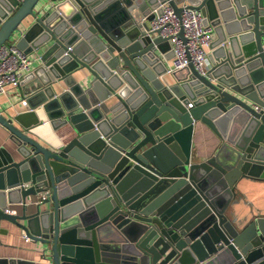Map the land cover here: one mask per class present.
<instances>
[{
  "label": "water",
  "instance_id": "95a60500",
  "mask_svg": "<svg viewBox=\"0 0 264 264\" xmlns=\"http://www.w3.org/2000/svg\"><path fill=\"white\" fill-rule=\"evenodd\" d=\"M165 1L223 33L205 73L188 61L173 83L158 68L173 56L167 37L147 32ZM13 36L40 50L19 81L40 100L0 113L19 155H0V221L49 264H264V215L237 229L224 214L239 179L264 182V0H0V44ZM82 67L87 83L71 75ZM39 106L75 134L54 149L33 139ZM193 121L223 139L203 161L191 157Z\"/></svg>",
  "mask_w": 264,
  "mask_h": 264
},
{
  "label": "crops",
  "instance_id": "0c3cea01",
  "mask_svg": "<svg viewBox=\"0 0 264 264\" xmlns=\"http://www.w3.org/2000/svg\"><path fill=\"white\" fill-rule=\"evenodd\" d=\"M212 34V40H215L223 33L221 28H218L216 31L213 30ZM14 37L10 39L14 40ZM210 50L209 53L211 52ZM165 52L168 55L166 58L161 55V65L158 68H161L162 65L167 68L171 62L172 56L169 54L168 49ZM39 55L40 50H33L27 53V56L30 58L28 71L35 69L41 64ZM71 75L77 82L81 75L86 76V83L87 79H89V72L83 67L72 71ZM179 75H182V73H179ZM162 78L166 83L175 82V75L167 70L162 75ZM30 81L24 84L19 82L15 86H7L6 93L0 94L1 114L8 117L15 113L27 112L29 104L28 102L25 103V101L24 103L22 102L23 96H25V99L29 97L28 101L30 104H36L40 100V96L31 95V92L25 93ZM66 87L61 78L51 83V88L55 93L61 92ZM106 102L110 104L111 99H107ZM34 110L40 123L30 129L28 134L44 147L54 149L75 134L73 127L69 123L54 126L56 122L52 123L40 106ZM36 116L34 117L36 118ZM28 118H32V116L29 115ZM193 122L191 157L194 161H203L217 151L223 139H220L205 123L199 121ZM15 147L16 144L10 138V133L0 124V155L12 153L14 154V159L19 158ZM235 191L236 196L229 201L225 207L224 214L237 229H241L252 219L259 215H264V182L258 179L241 178L236 184ZM31 198L36 199V197ZM15 206L19 207L18 205ZM0 227L5 229L4 233H0V258L18 259L27 264H49V260L46 257L47 253H45V257L43 255L42 244L29 238L26 239L24 232L19 227L6 220L0 221Z\"/></svg>",
  "mask_w": 264,
  "mask_h": 264
},
{
  "label": "built area",
  "instance_id": "2783aa9c",
  "mask_svg": "<svg viewBox=\"0 0 264 264\" xmlns=\"http://www.w3.org/2000/svg\"><path fill=\"white\" fill-rule=\"evenodd\" d=\"M180 6L182 9L177 16L168 1L159 3L152 9L154 14L149 20L147 32L167 37L173 52L167 71L184 68L190 61L200 74L205 73L209 65L208 53L213 28L204 23L200 10L187 7L185 1ZM157 8H160V13H157ZM180 30L182 37L179 35ZM29 67V56L17 47L14 40L0 44V94L6 93L7 86L17 85ZM187 104L192 106L190 102ZM24 237L28 239L25 233Z\"/></svg>",
  "mask_w": 264,
  "mask_h": 264
},
{
  "label": "rangeland",
  "instance_id": "374dc122",
  "mask_svg": "<svg viewBox=\"0 0 264 264\" xmlns=\"http://www.w3.org/2000/svg\"><path fill=\"white\" fill-rule=\"evenodd\" d=\"M25 20H26V19H25ZM25 20L20 24V27L23 26V25L26 23Z\"/></svg>",
  "mask_w": 264,
  "mask_h": 264
}]
</instances>
